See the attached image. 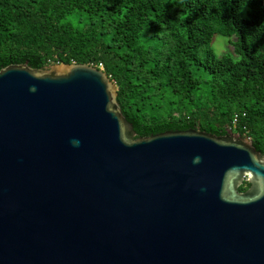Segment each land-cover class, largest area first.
Here are the masks:
<instances>
[{
    "label": "water",
    "instance_id": "95a60500",
    "mask_svg": "<svg viewBox=\"0 0 264 264\" xmlns=\"http://www.w3.org/2000/svg\"><path fill=\"white\" fill-rule=\"evenodd\" d=\"M118 95L93 65L0 70V264H264L250 138H137Z\"/></svg>",
    "mask_w": 264,
    "mask_h": 264
},
{
    "label": "trees",
    "instance_id": "16d2710c",
    "mask_svg": "<svg viewBox=\"0 0 264 264\" xmlns=\"http://www.w3.org/2000/svg\"><path fill=\"white\" fill-rule=\"evenodd\" d=\"M26 62L103 65L137 138L232 129L264 156V0H0V70Z\"/></svg>",
    "mask_w": 264,
    "mask_h": 264
},
{
    "label": "rangeland",
    "instance_id": "374dc122",
    "mask_svg": "<svg viewBox=\"0 0 264 264\" xmlns=\"http://www.w3.org/2000/svg\"><path fill=\"white\" fill-rule=\"evenodd\" d=\"M231 40L234 41V38L231 39L223 35H217L212 42V47L215 50L216 54L222 55L226 52H233L234 47L231 43Z\"/></svg>",
    "mask_w": 264,
    "mask_h": 264
},
{
    "label": "clouds",
    "instance_id": "9594fccd",
    "mask_svg": "<svg viewBox=\"0 0 264 264\" xmlns=\"http://www.w3.org/2000/svg\"><path fill=\"white\" fill-rule=\"evenodd\" d=\"M71 143H72L73 147H79L81 141H80L79 139L74 138V139L71 141Z\"/></svg>",
    "mask_w": 264,
    "mask_h": 264
},
{
    "label": "built area",
    "instance_id": "2783aa9c",
    "mask_svg": "<svg viewBox=\"0 0 264 264\" xmlns=\"http://www.w3.org/2000/svg\"><path fill=\"white\" fill-rule=\"evenodd\" d=\"M100 68L103 69V65H101ZM237 121H238V115L235 116L233 123L236 124Z\"/></svg>",
    "mask_w": 264,
    "mask_h": 264
}]
</instances>
